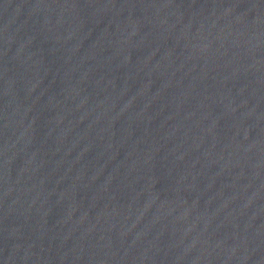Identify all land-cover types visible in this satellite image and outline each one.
<instances>
[{"label":"water","instance_id":"water-1","mask_svg":"<svg viewBox=\"0 0 264 264\" xmlns=\"http://www.w3.org/2000/svg\"><path fill=\"white\" fill-rule=\"evenodd\" d=\"M0 264H264V0H0Z\"/></svg>","mask_w":264,"mask_h":264}]
</instances>
